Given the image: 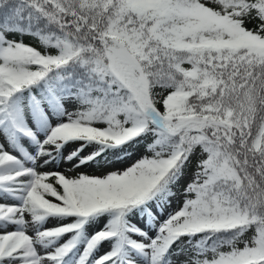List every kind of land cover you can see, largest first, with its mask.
I'll return each mask as SVG.
<instances>
[{
    "label": "snow or ice",
    "instance_id": "snow-or-ice-1",
    "mask_svg": "<svg viewBox=\"0 0 264 264\" xmlns=\"http://www.w3.org/2000/svg\"><path fill=\"white\" fill-rule=\"evenodd\" d=\"M0 264H264V0H0Z\"/></svg>",
    "mask_w": 264,
    "mask_h": 264
}]
</instances>
